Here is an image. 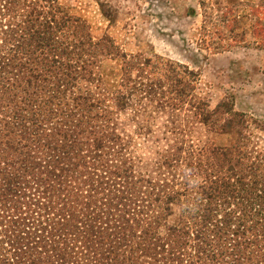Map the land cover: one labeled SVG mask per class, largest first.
I'll list each match as a JSON object with an SVG mask.
<instances>
[{
	"label": "trees",
	"instance_id": "16d2710c",
	"mask_svg": "<svg viewBox=\"0 0 264 264\" xmlns=\"http://www.w3.org/2000/svg\"><path fill=\"white\" fill-rule=\"evenodd\" d=\"M69 26L83 27L57 0H0V264H264V150L176 139L137 171L113 123L147 70L161 71L158 108L190 97L216 132L242 114L163 93L185 81L160 57L121 55L123 77L106 89L94 72L103 45L86 30L70 39ZM79 81L93 89L76 92Z\"/></svg>",
	"mask_w": 264,
	"mask_h": 264
},
{
	"label": "rangeland",
	"instance_id": "374dc122",
	"mask_svg": "<svg viewBox=\"0 0 264 264\" xmlns=\"http://www.w3.org/2000/svg\"><path fill=\"white\" fill-rule=\"evenodd\" d=\"M203 1L202 9L199 0H57L59 8L83 26L64 29L70 39L86 30L91 40L103 45L104 56L94 72L106 89L116 90L123 77L121 55L139 60L160 57L178 65L185 81L172 88L165 84L163 93L175 89L173 93L195 94L209 110L228 101L242 114L236 125L225 129L228 132H216L210 123L193 117L190 97L178 109L164 104L158 108L156 82L161 71L147 70L143 91L130 88L129 106L112 121L127 141L126 157L132 158L137 171L151 164L156 149L176 139L197 147H229L238 139L247 152L264 150V8L262 14L253 11L259 4L264 7V0ZM257 29L259 36L254 34ZM185 72L195 75L194 83L187 82L191 78ZM138 75L132 69L127 76L135 81ZM85 88L92 90L93 85L79 81L76 92ZM223 125L221 119L216 128Z\"/></svg>",
	"mask_w": 264,
	"mask_h": 264
}]
</instances>
